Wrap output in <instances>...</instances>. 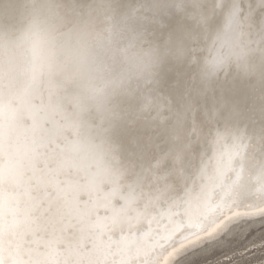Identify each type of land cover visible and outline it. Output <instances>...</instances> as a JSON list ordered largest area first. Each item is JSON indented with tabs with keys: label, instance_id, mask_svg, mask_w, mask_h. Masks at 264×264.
<instances>
[{
	"label": "snow or ice",
	"instance_id": "snow-or-ice-1",
	"mask_svg": "<svg viewBox=\"0 0 264 264\" xmlns=\"http://www.w3.org/2000/svg\"><path fill=\"white\" fill-rule=\"evenodd\" d=\"M253 217L264 0H0V264H174Z\"/></svg>",
	"mask_w": 264,
	"mask_h": 264
},
{
	"label": "rangeland",
	"instance_id": "rangeland-1",
	"mask_svg": "<svg viewBox=\"0 0 264 264\" xmlns=\"http://www.w3.org/2000/svg\"><path fill=\"white\" fill-rule=\"evenodd\" d=\"M264 218L236 227L224 245L197 244L186 248L174 264H261L264 261Z\"/></svg>",
	"mask_w": 264,
	"mask_h": 264
},
{
	"label": "bare ground",
	"instance_id": "bare-ground-1",
	"mask_svg": "<svg viewBox=\"0 0 264 264\" xmlns=\"http://www.w3.org/2000/svg\"><path fill=\"white\" fill-rule=\"evenodd\" d=\"M103 190H101V192L100 193H92L91 195H92V199L93 200H96L98 197H102L103 196ZM103 211H104V209H103V207H101L100 209H99V213H100V215L102 216L103 215ZM257 218H260V217H253V218H248L250 221L251 220H254L255 221V219H257ZM263 219V218H262ZM239 226V225H238ZM190 247V246H189ZM185 250V249H184ZM184 250H181V252L180 253H182ZM180 253H178L177 254V256L180 254ZM176 256V257H177ZM176 257H175V259H176ZM174 259V260H175Z\"/></svg>",
	"mask_w": 264,
	"mask_h": 264
}]
</instances>
